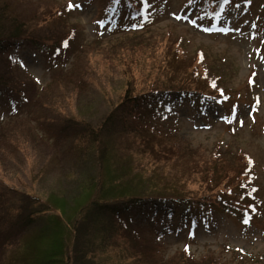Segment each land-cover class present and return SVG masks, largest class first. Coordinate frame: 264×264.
Returning a JSON list of instances; mask_svg holds the SVG:
<instances>
[{"label": "rangeland", "instance_id": "obj_1", "mask_svg": "<svg viewBox=\"0 0 264 264\" xmlns=\"http://www.w3.org/2000/svg\"><path fill=\"white\" fill-rule=\"evenodd\" d=\"M33 1L35 8L44 11L52 5L68 4L65 29L71 32V41L60 54L64 58L59 68H54L51 57L26 43L12 51L17 75L35 79L36 94L42 93L43 97L40 101L25 102L24 110H34L30 115L36 114V119L26 115L9 118L23 112L22 109L1 112L0 126L8 129L0 136V183L5 190L11 186L43 198L52 197L70 211L87 190L84 183L91 165L75 170V164H70L72 168L64 176L68 169H63L61 144L70 145L73 128L82 126L81 121L97 125L121 98L120 90L124 86L121 54L134 50L135 46L141 54L149 53L165 65L167 34L183 36L185 47L181 55L198 54L201 81L207 82V87L212 83L217 91L225 88L226 100L222 104L203 98L198 103L189 101L190 106L181 104L179 94H173L165 103L171 115L167 125L183 144L190 143L191 154L211 157L218 150L239 167L238 156L244 154L245 161L251 164V177L244 188L248 186L247 190L253 192L248 191L253 198L244 200L253 205L254 211L251 210L252 218L248 222L230 213L205 212L204 218L196 219L198 224L194 225L193 233L188 226L181 225L177 228H183L184 233L176 231L164 241L158 240L156 253L167 263H175L178 253L186 251L199 261L206 257L213 259L214 264H264V0H236L216 19L199 13L201 0H146L145 18L133 17L126 0H117L111 20L105 18L108 0ZM154 41L158 46L152 44ZM27 91L30 93L29 88ZM70 118L79 122L66 130L63 123ZM51 120H56L53 128L55 123ZM57 126L65 132L54 129ZM146 164L147 161L136 162V167L143 168ZM163 165L172 174L166 176L172 182L169 186L187 193L198 191L197 175L180 174L177 180L178 168ZM11 194L5 196L12 201L21 196ZM103 203L106 208L112 204ZM147 217L150 214L143 212L136 219L147 225ZM42 223L38 220L35 226ZM101 223L103 219L97 220V231L109 233L112 237L107 240L114 243L107 246V241L104 249L95 246V256L82 261L84 264H103L109 256L121 264L133 262L134 258L149 261L144 253L151 247L150 243L131 241L117 233V229L108 231Z\"/></svg>", "mask_w": 264, "mask_h": 264}, {"label": "trees", "instance_id": "obj_2", "mask_svg": "<svg viewBox=\"0 0 264 264\" xmlns=\"http://www.w3.org/2000/svg\"><path fill=\"white\" fill-rule=\"evenodd\" d=\"M32 1L0 0V115L11 109L23 110L9 118L26 115L36 119V114L30 115L34 110H24L25 102L40 101L43 97L42 93L36 94L35 79L17 75L14 48L24 43L33 46L47 58L51 57L54 68H59L64 58L60 54L71 41V32L65 29L68 4L52 5L44 11L35 8ZM235 1L201 0L199 13L215 19ZM126 3L133 17H146V0H126ZM166 39L165 65L149 53L143 52L141 57L143 53L135 46L134 50L121 54L119 61H122L124 78L121 98L97 125L81 121L82 126L73 128L70 145L61 144L62 159L65 158L63 169H68L64 176L72 168L70 164H75V170L91 165L84 183L87 190L70 211L64 210L52 197L43 198L11 186L5 190L0 183V264H84L82 261L95 256V246L104 249L107 239L112 237L105 231H97L99 219H103L101 225L108 231L114 228L131 241L151 244L144 253L149 261L132 258L134 261L128 264H165V259L157 255L156 246L160 245L158 240L164 241L173 232L184 233L177 226H188L193 233L194 225L198 224L196 219L204 218L205 212H225L243 222L251 220L254 207L244 200L253 193L247 190L248 186L244 188L251 177V164L245 161V155L238 156L239 167L218 150L211 157L191 154L190 143L183 144L182 139L170 132L167 118L171 115L165 103L173 94H179L181 104L191 106L189 101L198 103L203 98L223 104L226 92L225 88L217 91L212 83L207 87V82L201 81L198 54L181 55L185 47L183 36L168 33ZM142 45L149 44L142 42ZM155 51L154 48V55ZM18 99L22 101L17 102ZM51 121L55 123L53 128L56 120ZM76 121L79 122L75 118L65 121V129H70ZM54 129L65 132L61 126ZM7 130L0 126V136ZM141 161H147L146 167H136V162ZM163 163L178 168L177 180L180 174L197 175L198 191L187 193L169 186L172 182L166 176L172 174L162 168ZM11 191L21 196L12 201L5 196H12ZM103 201L112 204L106 208ZM143 212L150 214L147 225L136 219ZM38 220L43 223L35 226ZM92 235L105 240H92ZM178 256L175 263L167 264H214L213 259L206 257L199 261L186 251L179 252ZM103 264L121 263L109 256Z\"/></svg>", "mask_w": 264, "mask_h": 264}]
</instances>
